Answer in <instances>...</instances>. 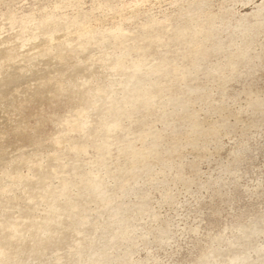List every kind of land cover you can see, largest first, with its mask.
I'll return each mask as SVG.
<instances>
[{"label":"rangeland","instance_id":"1","mask_svg":"<svg viewBox=\"0 0 264 264\" xmlns=\"http://www.w3.org/2000/svg\"><path fill=\"white\" fill-rule=\"evenodd\" d=\"M0 25V72L60 82L0 85V264H264V0H0Z\"/></svg>","mask_w":264,"mask_h":264},{"label":"bare ground","instance_id":"2","mask_svg":"<svg viewBox=\"0 0 264 264\" xmlns=\"http://www.w3.org/2000/svg\"><path fill=\"white\" fill-rule=\"evenodd\" d=\"M1 26V25H0ZM14 36V35H13ZM4 39V38H3ZM46 40V39H45ZM4 41V40H3ZM46 41H40L37 43H31L29 45V48H37V49H41L45 50V46H46ZM14 45V44H13ZM10 44L6 43L3 46V50H1L0 55L5 54L6 52V48H9ZM11 47V46H10ZM49 49V48H47ZM44 52V51H43ZM49 52L51 53V51L49 50ZM59 52V51H58ZM49 53V55H50ZM46 54V52H45ZM48 54V53H47ZM58 55H62L63 53L60 51L59 53H57ZM96 54V53H95ZM25 57V56H24ZM40 57V56H39ZM49 56H44L42 55V59L45 61ZM61 57V56H60ZM30 58V57H29ZM52 58V57H51ZM49 59V58H48ZM26 59H22L21 61H19L20 63L14 67L11 68L12 70L9 72H5V71H1L0 72V85L5 84L6 85V89L5 92H8L7 89H9L11 86L14 87V91L15 94L25 91V92H36L43 84H48V91L49 92H54L55 90H57V88L59 87V83L53 78V72H54V68L52 66H48V67H39L34 70L33 75L31 76H25L22 77L19 72H18V67L20 66V64H22V62H25ZM29 60V59H28ZM18 61V60H17ZM27 61V60H26ZM26 63V62H25ZM23 63V64H25ZM27 64V63H26ZM139 78V77H138ZM137 79V78H136ZM142 80H134L131 88V91H135L137 93V89L140 87ZM61 85V84H60ZM63 85V84H62ZM61 87V86H60ZM146 87V86H145ZM137 90V91H136ZM140 90V89H139ZM13 91V92H14ZM18 95V94H17ZM8 96V95H7ZM2 100V99H1ZM118 100V99H116ZM117 102V101H116ZM112 104V103H111ZM112 111V110H111ZM2 110H0V120H2L3 118V114H2ZM7 120V119H6ZM26 128V127H24ZM50 163V162H49ZM48 165V164H47ZM58 166V165H57ZM49 175V173L47 174ZM43 176V175H41ZM27 177V176H26ZM47 177V176H46ZM31 179V178H29ZM45 179V177H44ZM47 179V178H46ZM36 180V179H35ZM32 182V180H28V182ZM42 182H44L42 180ZM28 190L31 192V194H35V192L30 188L29 184H28Z\"/></svg>","mask_w":264,"mask_h":264}]
</instances>
